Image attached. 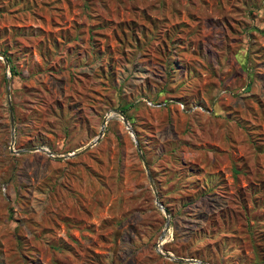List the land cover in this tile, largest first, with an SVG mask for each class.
<instances>
[{
	"label": "rangeland",
	"instance_id": "rangeland-1",
	"mask_svg": "<svg viewBox=\"0 0 264 264\" xmlns=\"http://www.w3.org/2000/svg\"><path fill=\"white\" fill-rule=\"evenodd\" d=\"M165 254L264 264V0H0V264Z\"/></svg>",
	"mask_w": 264,
	"mask_h": 264
},
{
	"label": "water",
	"instance_id": "water-1",
	"mask_svg": "<svg viewBox=\"0 0 264 264\" xmlns=\"http://www.w3.org/2000/svg\"><path fill=\"white\" fill-rule=\"evenodd\" d=\"M4 58V57H3ZM5 59V58H4ZM5 67H7V64L5 63ZM7 98H8V105H9V114H10V118L12 119V108H11V103H10V86H9V81L7 79ZM110 118H118L122 121V123L124 124V126L126 127V129L128 130L129 134L132 136L134 142H135V145H136V149L138 152H140V147L139 145L137 144L136 142V139H135V136H134V132H133V129L132 127L130 126L129 122H128V119L126 118V116L123 114L122 111L120 110H115L114 113L111 115V116H107L106 118H104L103 120V123H102V126H101V129H100V132L98 134V136L95 138V140L90 144L88 145L84 150H87L89 149L90 147L94 146L99 140L100 138L103 136V132H104V129H105V126L107 124V121L110 119ZM13 144H14V129H13V126H12V134H11V147H10V150L12 152L13 149ZM27 151H40V152H43V153H46L50 156H52V152L46 148H41V147H38V148H34V149H29ZM74 155V154H73ZM69 156H72V155H69ZM65 158V157H63ZM144 163V162H143ZM144 166L146 168V165L144 163ZM150 180V183H151V188H152V191H153V194H154V197H155V204L157 205V207L164 213L165 215V218H166V224H165V227H164V230H163V233L161 234L160 238H159V242H158V246L162 244L163 240H164V236H165V233L168 231L169 229V214L168 212L165 210V208L163 207V205L161 204V202L159 201L158 197H157V193H156V190H155V187L153 185V183L151 182V179L149 178ZM163 254V253H161ZM167 259L169 260H173V261H176L177 263H181V264H206V263H203L201 261H197V260H194V259H184V258H179V259H176L174 258L172 255H169V254H165L164 255Z\"/></svg>",
	"mask_w": 264,
	"mask_h": 264
},
{
	"label": "built area",
	"instance_id": "built-area-1",
	"mask_svg": "<svg viewBox=\"0 0 264 264\" xmlns=\"http://www.w3.org/2000/svg\"><path fill=\"white\" fill-rule=\"evenodd\" d=\"M145 102H146V105L149 108H152V109L160 108V107H163V106L167 105V103H156V102H152V101H149V100H147ZM178 106H179L180 110H184L185 109L184 105H182V104H179Z\"/></svg>",
	"mask_w": 264,
	"mask_h": 264
},
{
	"label": "trees",
	"instance_id": "trees-1",
	"mask_svg": "<svg viewBox=\"0 0 264 264\" xmlns=\"http://www.w3.org/2000/svg\"><path fill=\"white\" fill-rule=\"evenodd\" d=\"M7 60H10V59L7 57ZM11 73H12V75H15L16 74L13 68H11ZM127 110H128V107H122V111L124 112V114L126 115V117L128 118V120L131 121V119L127 115ZM165 210L168 212V214H170L167 208H165Z\"/></svg>",
	"mask_w": 264,
	"mask_h": 264
}]
</instances>
